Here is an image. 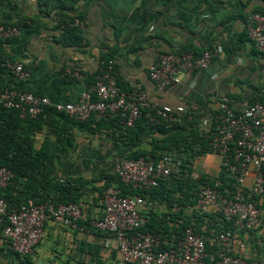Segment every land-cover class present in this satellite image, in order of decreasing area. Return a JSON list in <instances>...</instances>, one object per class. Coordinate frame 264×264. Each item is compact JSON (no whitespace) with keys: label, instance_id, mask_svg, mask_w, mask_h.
<instances>
[{"label":"crops","instance_id":"obj_1","mask_svg":"<svg viewBox=\"0 0 264 264\" xmlns=\"http://www.w3.org/2000/svg\"><path fill=\"white\" fill-rule=\"evenodd\" d=\"M252 10L264 13V0H1L0 22L16 25L19 33L0 42V56L23 63L28 76L20 83L25 88L52 101H71L90 86L102 65L101 57L108 55L122 90L141 83L151 104L195 108L202 118L217 109L223 95L235 110L264 96V53L253 47L244 26ZM181 46L210 48L212 59L204 69L186 71L177 84L157 87L148 76L150 65L162 52ZM11 82L14 75L4 70L0 86ZM72 126L75 131L69 128L61 133L72 138L71 146L58 145L44 125L35 132L33 148L40 149L46 141L49 154H63L62 159L53 158L56 180L85 181L75 198L83 216L75 226L48 218L45 235L28 258L32 264H126L116 251L113 234L91 228L88 219L101 214L102 194L116 184L106 186L114 174L112 166H104V153L109 158L118 152H149L153 143L144 141L155 135L119 148L111 128L101 129L106 132L101 136L100 130L92 133ZM191 165L202 177L220 179L217 154L192 152ZM253 179L251 169L246 189ZM149 193L140 211L152 228L163 231L167 242L176 240L188 221L207 239L209 253L230 252L247 261L264 262V194L257 198L258 226L239 231L231 244L220 245L218 232L230 227L221 216L199 213L179 190L170 196ZM0 264H21L9 254L2 238Z\"/></svg>","mask_w":264,"mask_h":264},{"label":"built area","instance_id":"obj_2","mask_svg":"<svg viewBox=\"0 0 264 264\" xmlns=\"http://www.w3.org/2000/svg\"><path fill=\"white\" fill-rule=\"evenodd\" d=\"M244 26L253 47L264 53V13L252 10L245 17ZM18 33L16 25L0 22V42ZM212 56L210 48L199 55L191 51L162 52L150 65L148 76L157 87L167 88L177 84L186 71L206 68ZM113 65L112 59L102 62L94 81L75 100L52 101L46 95L18 87L17 83L28 76L23 63L0 56V71L13 74L17 82L0 87V106L16 108L22 117L32 118L46 115L48 108L78 121L92 115L115 117L123 129L133 127L144 114L151 122L167 127L181 122L183 106L151 104L141 83H135L131 90H122ZM147 108L152 111L143 112ZM196 126L205 139L206 149L197 145L194 150L220 156L221 169L231 180L232 189L224 188L221 192L220 180L199 181L202 176L192 171L189 155L176 150H161L155 156L119 155L113 160L112 170L121 183L141 189L157 188L174 178L190 176L198 182L193 208L199 213L219 215L230 224L217 234L220 245H229L239 231H252L260 222L257 198L264 194V99L235 110L230 98L223 95L217 109L202 117ZM251 169L254 179L246 189L245 178ZM12 176L7 167L0 165V188ZM143 204L141 195H121L116 187H109L102 194L101 214L89 220L90 226L113 234L116 251L126 264H264L230 252L218 256L209 253L207 239L195 226H187L173 242H167L162 231L141 230L147 222L140 211ZM82 216V207L76 202L55 205L44 201L9 206L0 196L2 236L20 255L31 254L43 239L48 218L57 224L75 226V220Z\"/></svg>","mask_w":264,"mask_h":264},{"label":"trees","instance_id":"obj_3","mask_svg":"<svg viewBox=\"0 0 264 264\" xmlns=\"http://www.w3.org/2000/svg\"><path fill=\"white\" fill-rule=\"evenodd\" d=\"M173 51V50H171ZM175 51H191L195 55H199L203 50L190 49L186 46H181ZM111 56L104 55L101 57L102 62H108ZM4 72L1 69L0 74ZM114 72V67H113ZM118 82V81H117ZM17 83L11 82L10 84ZM8 84V85H10ZM17 86L25 88L22 83L18 82ZM3 87V86H0ZM264 99L261 96L258 100ZM146 112V110H143ZM195 108H185L182 112V120L180 123H173L167 127L165 124L153 123L145 114L135 123L133 127L123 129L115 117L95 116L92 115L88 119L78 121L62 112H55L51 108L47 109L46 115H39L37 117H29L20 115V111L16 108L6 109L0 106V165L7 167L13 174L10 182L3 188H0V196L5 199L9 206H17L21 203H38L49 201L53 204L62 202H76V195L82 189L84 180L78 178L65 177L62 181L49 177L50 166H53V155L46 150V141L38 150H34V135L35 132L41 131L44 125L49 127L55 135V140L58 145L64 147L73 144L72 138H66L61 133L69 129L72 125L77 126L81 130L95 133L101 129L111 128L114 137L117 140V145L120 147L137 145L144 136L155 135L160 137L157 143L153 144L151 150L146 152L144 150H136L134 152H121L119 155H128L132 157L151 155L155 156L161 150H176L177 152H185L189 155L191 162V154H202V150H194L199 145L201 149H206L204 146L205 139L198 130L196 124L201 119V116L195 113ZM62 126V127H60ZM184 128L186 134H181V129ZM63 152V151H62ZM188 161V159H187ZM192 169V168H191ZM219 190L224 191V188L232 189L231 180L226 176V173L221 169ZM114 174V173H113ZM201 177L199 181H202ZM115 182V187L119 194H139L143 198L147 192L149 194L157 192L161 195H173L177 190L189 202H194V188L197 181L190 176L174 178L171 182L168 181L160 187L152 189L133 188L120 182L118 177L114 174L108 180L107 185ZM190 195V198H189ZM80 219V218H79ZM79 219L75 220L78 224ZM90 218L88 219V224ZM4 224V223H2ZM195 226L191 222H186L185 226ZM185 227V228H186ZM94 229V227L91 226ZM184 228V229H185ZM2 225L0 227V238L9 248V254L21 264H32L29 260V255H20L8 246L7 241L2 236ZM96 229V228H95ZM161 231L152 228L148 220L146 225L141 230ZM98 230V229H97ZM101 231V230H98ZM163 232V231H162ZM182 233H180L181 235Z\"/></svg>","mask_w":264,"mask_h":264},{"label":"rangeland","instance_id":"obj_4","mask_svg":"<svg viewBox=\"0 0 264 264\" xmlns=\"http://www.w3.org/2000/svg\"><path fill=\"white\" fill-rule=\"evenodd\" d=\"M70 129L73 130V126L70 127ZM73 131H75V127H74V130ZM186 131H188V130L187 129L185 130L184 128H182L181 129V134H186L187 133ZM99 133L101 134V136H104L106 132H105V130H100ZM158 140H159L158 137L155 136V138L146 139L144 142L150 144L151 141H152V143L155 144V143L158 142ZM154 141H157V142H154ZM119 154L120 153L118 152L116 155H112V157H109L108 158V155H106V153H104V166H105L106 169L107 168H111V166H112V160L115 159L117 156H119ZM63 157H64L63 154H61V155L60 154H57V156L54 157V161H55V158L56 159H62ZM50 167H51L50 168V171L48 172L49 173V177L50 178L57 177L58 176L57 167H55L54 164H53V166H50ZM189 198H190V195H189Z\"/></svg>","mask_w":264,"mask_h":264}]
</instances>
